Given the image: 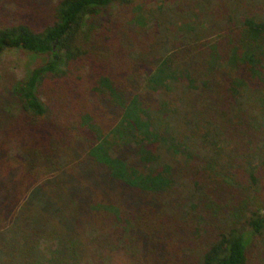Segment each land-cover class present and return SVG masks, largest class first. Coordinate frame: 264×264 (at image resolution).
Wrapping results in <instances>:
<instances>
[{"label":"trees","instance_id":"1","mask_svg":"<svg viewBox=\"0 0 264 264\" xmlns=\"http://www.w3.org/2000/svg\"><path fill=\"white\" fill-rule=\"evenodd\" d=\"M152 1L0 0V54L49 55L0 93V264H264V7L164 0V53Z\"/></svg>","mask_w":264,"mask_h":264},{"label":"rangeland","instance_id":"2","mask_svg":"<svg viewBox=\"0 0 264 264\" xmlns=\"http://www.w3.org/2000/svg\"><path fill=\"white\" fill-rule=\"evenodd\" d=\"M229 3L233 2L234 4H240L243 7H264V0H227ZM189 4H194V11L190 9L187 18L189 20H202L205 24L209 23V7L211 4H217V0H189ZM196 11V12H195ZM117 13V7L115 5L111 6L109 10L103 12L102 15H114ZM142 19L140 21V25H145L147 28L151 27L156 20H158L162 24V29L160 30V36L165 39L166 43L163 46L162 52H166L168 50L170 41L179 38L182 34L179 30V23L181 18H183L184 14L181 8L177 4H173L170 2H165L164 0H153L149 2L142 8L141 11ZM193 14H196L194 17ZM156 19V20H154ZM197 23V22H196ZM207 33V29L200 28L199 32L196 34L197 37H201ZM195 35V36H196ZM185 37L188 34H184ZM49 58L48 54H36L33 52H29L19 48H10L5 50L0 54V93L5 94L7 89L11 86V84L20 79H25L32 69L35 67L45 63ZM174 94L179 98L182 92L181 86H174ZM257 119H260L262 123L264 122V117H259L260 115H254ZM176 127L181 129L182 126L180 124H176ZM160 153L162 162L169 161L170 157H173V147L164 143L160 145ZM255 161H257L255 159ZM244 163L239 164L238 172L240 174V179L237 182V186L239 183L248 185V176L246 174V169ZM260 183L250 194L251 200L254 201V207H257L259 204L262 207V212H264V173L260 172ZM189 182L188 180H181L178 184L177 188L180 190L188 191ZM239 187V186H238ZM242 192V189H239ZM188 193L193 195L192 197H199V193L197 191L189 190ZM243 195H245L243 190ZM51 243L43 241L41 245V249L46 252L47 247L50 246ZM258 250L263 252L264 254V234L260 237L258 241ZM264 260V258L262 259Z\"/></svg>","mask_w":264,"mask_h":264}]
</instances>
